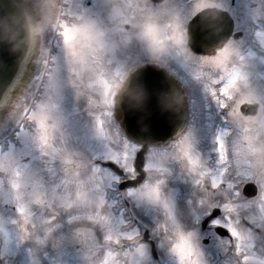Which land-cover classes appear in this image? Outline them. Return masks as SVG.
<instances>
[{
	"label": "rangeland",
	"instance_id": "1",
	"mask_svg": "<svg viewBox=\"0 0 264 264\" xmlns=\"http://www.w3.org/2000/svg\"><path fill=\"white\" fill-rule=\"evenodd\" d=\"M85 1L81 0L79 6L72 10L83 24L80 28L70 27L64 31L63 45L58 47V52L54 54L52 72L44 87L43 100L38 105V111L31 115L32 119L37 120L38 127L33 133L22 131L17 135L22 142V147L12 149L11 144V149L7 153H0V171L14 176L9 183L12 186V181L16 182L14 186L18 192L16 196L19 198V201L15 202L18 207L16 213H21L22 217L26 212H34L32 210L34 208L40 212L39 207H43L37 204L38 198L44 196L43 190L37 186L32 194L29 188L32 183L37 181V185H40L43 180L33 174V168H50L53 177H63V180H60L63 183L51 178L49 184L56 190V194H51L53 189H49L47 195L54 198L51 205L58 211L62 210L59 214L64 215L67 212L63 221L67 229H71L73 233L83 230V242L78 240L68 242L67 254L74 256L82 252L84 256H90L95 248V264H120L117 254L115 259L107 243L115 241L119 245L125 242L127 244L125 255L127 260L129 258V262L125 264H153L146 256V252L148 255L150 252L145 246L130 248V245L142 236V226L138 227V225L134 230L125 232L122 228L125 222L118 214L111 211L110 201L105 200L107 191H110V181L118 182L120 178L110 170L103 169L98 161H112L126 171L125 177H134L136 174L133 168L134 158L140 150V146L127 140L115 125L112 93L117 87H109L105 76L111 72L120 80L140 59H157L156 54L152 52V43L155 39L160 42L161 38L165 41L164 32H171L176 21L174 15L177 17L179 12L167 18L164 15L155 16L154 7L145 0H89L93 2V5L95 4L94 22L87 17ZM182 4L179 10L187 6L188 2L183 0ZM159 24L163 26H158ZM142 27L145 28L139 36L134 35L135 31L140 32ZM93 28H95V35L89 32ZM69 36L72 37L71 40L68 39ZM134 40H139L143 54ZM46 41L47 39L41 42L37 68L26 88L28 91L34 86L43 65L44 53L49 45ZM160 58L165 59L163 56ZM191 73V80L196 78L198 81L205 80L208 75L202 70ZM253 78L255 89L263 91L264 70H257ZM213 81L214 79L211 80L207 95L205 96L204 93V97L209 100L207 109L220 113V109L222 112L227 110L234 95L229 94L222 87L212 88ZM198 85L200 87L195 88L194 99L200 98V94H203L208 84L199 82ZM26 90L23 95L27 94ZM236 91L237 89L234 94ZM23 105L25 103H22L19 109ZM193 106L196 111L201 112L196 104L193 103ZM229 111L233 112L234 108L231 107ZM20 113L16 109L0 127V141L12 129ZM106 128H108L107 131H104ZM208 128L209 126L202 129L204 137L208 133ZM260 136L264 138V133ZM239 141L240 144H237L236 140H228L223 145L224 149L232 152L229 156L228 172L224 170L228 162H223L222 165L219 154L218 162L212 158L209 159L213 153H216L215 147L212 146L214 141L205 142L198 136L186 138L162 148H150L145 166L148 181L138 190L132 188V190L120 192L124 197L131 199L130 203L133 205L136 218L152 224L154 228L152 236L158 242L159 255L163 264H179L180 258L174 250V245L180 236L185 237L188 243L190 240H196L192 222H198L195 218L200 217L205 206L199 212L194 208L193 203L197 199L206 200L208 197L205 191L199 189L203 179H211L214 175L210 180L214 189L220 188L223 183H228L230 178L232 183L229 185L232 187L242 180L251 181V179L259 178L260 181H264V139L262 145L258 143L259 151L252 154L253 141L249 139ZM206 144H210L211 150L205 146ZM179 157L183 159V162L177 164L174 159ZM197 167L203 169L198 171ZM60 171H64L65 174L62 175ZM39 174L45 175L44 170H39ZM67 176L69 178H66ZM156 189H158V195H148ZM29 197H35L37 200L23 199ZM254 201L246 205L242 202V205L238 206L252 219H256L258 213L264 214V192L261 199ZM31 202L36 204H29ZM184 205L188 207L184 208ZM28 206L31 209L26 211L24 207ZM179 213H183L181 215L183 224L189 226L184 230L180 225L181 221L175 216ZM262 220L264 221V217ZM9 221L14 223L16 220L9 219ZM78 221H81L83 225L77 226ZM36 224V228H39L38 222ZM127 224L131 225L130 222ZM43 225L44 229V222ZM56 225L52 228L57 229ZM26 226H30V221H27ZM139 229L142 231L140 232ZM186 233L192 234V237ZM135 235L138 237H134ZM8 236L5 240L8 243L6 245L10 255L17 253L25 264H40L36 263L38 260L34 256L37 255L35 249L17 251L11 243L16 237L11 233ZM241 238L243 239V264H262L263 257L252 251L259 239L256 236L248 238L246 233ZM43 242L47 246L48 237L43 238ZM128 242H131L130 245ZM79 243H83L84 249L76 248ZM99 243L104 248L102 254L97 256V248L101 247ZM199 243L194 241L193 247L198 249ZM58 245V253H62L61 244ZM129 248L130 251H128ZM220 248L222 246L217 245L202 249L203 253L194 251L199 258L194 260L195 264H226V259L219 255ZM46 249L48 247H45ZM54 255L57 254L54 253ZM50 261L56 262L57 258L52 257ZM84 263L90 264L87 261Z\"/></svg>",
	"mask_w": 264,
	"mask_h": 264
},
{
	"label": "flooded vegetation",
	"instance_id": "2",
	"mask_svg": "<svg viewBox=\"0 0 264 264\" xmlns=\"http://www.w3.org/2000/svg\"><path fill=\"white\" fill-rule=\"evenodd\" d=\"M34 1L40 13L39 33L42 40H45L49 35V30L54 22L61 1L66 3L65 10H67L68 15L70 14L69 16L76 20H81L72 12L76 6H79L81 0ZM182 1L162 0L159 3L151 2L152 4L150 5L154 7L153 14L155 16L164 15L170 18L177 12H179V15L177 17L174 15L176 21L171 32H164L165 41L164 38H161L160 42L158 39H155L153 43L151 42L153 45L152 52L156 54L157 59L145 58V61L142 60L143 62H140L139 65L151 64L163 68L174 77H177L182 84L183 95L186 99L188 109L184 136L180 138L182 140L189 139L190 137L197 138V136L203 139L208 138L202 135V129L216 121L217 117L213 111L207 109L209 100L203 97L202 93L200 94L202 103L198 102L199 105H197L201 112L194 109L192 98H194L196 93L195 88L200 87L198 85L199 82H206L207 84L210 78L209 74L214 77H220L223 82L222 88L229 94L234 95L232 99L234 111L224 110L222 112L220 109L219 122L221 125L225 123L235 125V132L232 136L234 138L237 137L236 139L241 141L247 139L252 140V152L255 153L259 149L258 139H263L260 134L264 133V90L255 89L253 86L254 73L257 70H264L262 68L264 66V0H186L188 5L179 10L181 5H183ZM85 5L87 7L85 11L87 17L95 22V4L93 5V2L86 1ZM202 11H215L214 13L219 14L220 17L215 14L219 19V36H209L203 39L196 46V49L204 54H198L190 45L189 27L193 18ZM209 19L212 20L213 18L210 16ZM82 24L83 21L77 27L80 28ZM159 25L163 26L161 24ZM145 27H142L140 32L136 30L134 35L139 36ZM89 32L91 35H95V28ZM134 41L138 43L137 47L140 49L141 54H143L139 41ZM160 56H163L165 59L160 58ZM195 70H202L205 74L208 73L205 80L198 81L196 78L195 80H191V72H195ZM205 87L209 88L210 85H206ZM214 87L212 85V88ZM235 89H237L236 94H234ZM197 96H199V93H197ZM208 131H210V127ZM36 169L38 170L37 175ZM42 169L45 175L39 174V170ZM32 172L36 177L38 176L40 179H43L40 185H37L36 181L29 186L32 194H34L37 186L43 190L44 196L38 198L39 201L37 202L38 205L41 204L43 207H39L40 212L35 208L32 209L34 211L32 213L26 212L31 209L29 206L24 207L26 213L22 217L21 213H16L18 207L15 202L19 201V198L16 196L18 192L14 186L16 182L12 181V186L8 182L4 183L3 178L6 172L0 171V239L2 238L1 240L4 243L0 250V264H25L17 253H11L10 255L7 251L8 246L6 244L8 243L5 238L9 237L8 235L10 233L16 237L15 241L11 243H13L17 251L36 250L37 255H34L38 260L36 263L85 264L84 261L89 263L90 260V264H95V248L90 256H84L82 252L76 253L74 256L67 254L68 242H75L76 240L83 242V230H77L73 233L71 229H67L63 223L67 212L64 215L59 214L62 212L61 209L56 212L54 210L56 207L51 205L54 198L47 195L49 189H53L51 194H56V190L49 184L51 178H54L59 183H63L60 181L63 180V177H53L50 168H33ZM59 173L62 175L65 174L64 171H60ZM13 177L12 174V180ZM66 178H69V176ZM255 183L258 191H260V183L257 180ZM23 199L30 201L37 200L35 197ZM216 200L217 203L213 204V208L219 207L221 214L211 220L206 226L202 227L201 223L204 219L212 214L213 208L211 209L208 205V203H211L209 198L208 202L205 203L204 212L201 213L202 218L200 216L201 223L194 224V233L198 235L194 241L197 243L199 241L205 248L221 245L222 248H220L221 252L219 255L226 259V264H241L239 257H237V251L233 250L232 246L235 245V248L238 246L237 222L241 219V214L238 212V205L244 202L243 187H238L237 184L235 187L224 185L221 197ZM29 204L35 205L36 203L31 202ZM229 205H235V207L230 209V212L226 208ZM36 215L39 216L36 217ZM9 219L16 220L17 222L15 221L13 223ZM53 220L57 222L52 224ZM27 221H30L29 227L26 226ZM223 221L231 223L227 224ZM36 222H38L39 228H36ZM43 222L45 224L44 229ZM55 224L58 226L57 229L52 228ZM219 226L229 229L232 235H226L225 237L219 236L215 229ZM255 236L259 239L257 244L264 251V228H256ZM45 237H48L49 244L47 246L43 242V238ZM189 237H192V234H189ZM205 240L207 241L206 243L204 242ZM194 241H189L193 253L197 249L193 247ZM59 243L61 244L62 253H58ZM45 247H48V249L45 250ZM76 248L84 249L83 243L77 244ZM197 251L202 252V249L198 248ZM47 253L51 255H47ZM54 253L57 255H54ZM112 253L115 256L114 252ZM52 257L57 258V261H50ZM189 264H194V257L189 261Z\"/></svg>",
	"mask_w": 264,
	"mask_h": 264
},
{
	"label": "water",
	"instance_id": "3",
	"mask_svg": "<svg viewBox=\"0 0 264 264\" xmlns=\"http://www.w3.org/2000/svg\"><path fill=\"white\" fill-rule=\"evenodd\" d=\"M205 17L206 13L198 15L190 28L201 25V31L195 34L200 38L217 35L214 32L218 24L215 27L206 24ZM38 22L39 15L31 0H0V124L35 67L40 48V37L36 34ZM195 35L191 33V45L198 51ZM176 84L165 73L144 67L132 75L116 97L117 120L128 137L143 147L135 160L139 175L122 187L137 186L144 179L143 167L149 145L166 144L183 131L184 103ZM108 165L117 170L115 165Z\"/></svg>",
	"mask_w": 264,
	"mask_h": 264
},
{
	"label": "snow or ice",
	"instance_id": "4",
	"mask_svg": "<svg viewBox=\"0 0 264 264\" xmlns=\"http://www.w3.org/2000/svg\"><path fill=\"white\" fill-rule=\"evenodd\" d=\"M69 40L72 39L71 36L68 37ZM158 195V189H156L153 193H148V195ZM174 250L180 258L181 264H184L185 261H191L194 253L189 245L187 239L183 236H180L177 242L174 245Z\"/></svg>",
	"mask_w": 264,
	"mask_h": 264
}]
</instances>
